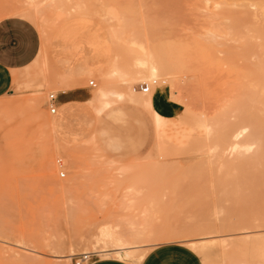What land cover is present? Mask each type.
<instances>
[{
    "label": "rangeland",
    "instance_id": "obj_1",
    "mask_svg": "<svg viewBox=\"0 0 264 264\" xmlns=\"http://www.w3.org/2000/svg\"><path fill=\"white\" fill-rule=\"evenodd\" d=\"M37 1L40 12L26 19L42 38V60L15 72L16 83L0 95V264H74L81 253H92L91 260L113 258L97 252L113 248L111 241L92 242L104 229L120 236L137 256L162 243L190 248L189 243L204 242L195 251L203 264H264L258 256L264 254V139L259 148H240L236 155L224 148L229 139L250 142L255 124L264 127V0H232V36L214 43L203 36L199 16L190 9L195 0ZM25 7V0H0V19ZM109 7L116 17L105 15ZM84 19L109 39L111 54L98 74L82 81L87 90L82 105L93 116L90 101L99 88L121 90L123 97L114 105L120 116L94 114L81 138L63 135L69 118L51 114L47 99L86 72L79 71L81 66L53 69L44 53L55 29ZM141 38L167 55L174 50L170 76L157 78L156 92L159 105L163 95L175 106L178 114L172 115L194 128L181 143L159 135L149 111L124 92L127 79L150 66L136 62L132 42ZM91 43L108 51L103 39L94 37ZM112 63L122 73L112 71ZM142 82L131 87L143 93L137 88ZM182 87L191 88L188 95ZM150 92L151 87L144 94ZM205 120L207 135L195 130ZM231 130L239 133L229 136ZM224 134L228 142L222 145ZM173 231L171 238L161 237ZM13 251L25 261H16Z\"/></svg>",
    "mask_w": 264,
    "mask_h": 264
},
{
    "label": "bare ground",
    "instance_id": "obj_2",
    "mask_svg": "<svg viewBox=\"0 0 264 264\" xmlns=\"http://www.w3.org/2000/svg\"><path fill=\"white\" fill-rule=\"evenodd\" d=\"M194 1V0H193ZM238 1V0H237ZM236 1V2H237ZM24 2V0H23ZM239 2V1H238ZM26 3V7L16 10L13 12V14L11 16H18V17H22V18H33L36 14H38L40 12V8H41V2L37 1V0H25ZM181 3V1H180ZM179 4V3H177ZM192 7L190 9L193 8V11L195 10L197 15L199 16L200 19V25L202 27H204V37H206L207 41H212L213 43L222 39H229L232 36V30H233V13H232V9H231V4L232 0H195L192 3ZM239 4H241L239 2ZM263 4V3H262ZM259 5V4H258ZM181 6V5H179ZM189 6V5H188ZM234 6V5H233ZM248 6V5H247ZM182 7V6H181ZM180 7V8H181ZM236 7V6H235ZM178 8V7H177ZM113 8H108L106 9L105 15L108 18H114V16L116 17L114 11H112ZM189 9V8H188ZM184 10V9H183ZM187 10V8H186ZM199 11V12H198ZM263 11V10H262ZM261 12V11H260ZM6 14H8L6 12ZM11 14V13H10ZM195 14V13H193ZM258 15V14H256ZM185 16V15H184ZM187 16V15H186ZM260 17V16H259ZM29 19V18H28ZM37 19V18H36ZM248 19V18H247ZM261 20V18H260ZM263 20V19H262ZM197 21V20H196ZM264 21V20H263ZM258 22V21H257ZM261 22V21H260ZM199 24V22H198ZM261 24V23H260ZM119 25V24H118ZM264 26V24H263ZM245 28V27H244ZM259 28V27H258ZM261 28V27H260ZM253 32V30H252ZM147 33V32H146ZM199 33V32H198ZM258 34V32H255ZM260 33V32H259ZM144 37V35L142 36ZM146 38V36H145ZM145 38H141L142 41L140 42H132V44H134L135 47V51L137 52L138 58H137V63L139 64H145L149 63L150 66H148L146 71H140L135 73V75L130 76L127 80H129V89L128 91H124L126 92V94H128V98H132L134 100H138L140 102V104L144 107V109L146 108L152 118V121L154 123V129L159 133V135H163L166 138L170 139L171 141L175 142V143H181L182 141L185 140V138H187L190 134L191 131H193L194 128L190 127L189 125L181 122H179V119H177L175 116L176 114H178L176 112L175 116L172 114H168L167 111L165 109H163L160 105H158V101H157V97H158V93L156 92L157 90V78L161 75H168L169 72L172 69V66L174 64H172V60L173 57L175 58L174 55V50L170 51V54L167 55V53L165 54L164 51H162L164 54H161V50L163 49L161 47H159V49H157L154 46H146L143 44V40H145ZM164 39V37H162ZM248 38V37H247ZM155 39V38H154ZM147 40V38H146ZM156 40V39H155ZM135 41V40H134ZM146 43V42H145ZM192 43V42H191ZM197 43V42H196ZM205 44V43H204ZM211 44V43H210ZM150 45V44H148ZM190 45V44H189ZM193 46V45H192ZM197 46V45H196ZM218 46V45H217ZM190 47V46H189ZM200 48V47H199ZM206 48V47H204ZM168 48H165V50ZM203 49V48H202ZM164 50V49H163ZM171 50V49H170ZM208 50V49H207ZM206 50V51H207ZM185 51V50H184ZM41 52V50H40ZM161 52V53H160ZM166 52V51H165ZM169 52V50H168ZM178 52V50H177ZM210 52V51H209ZM172 54V55H171ZM181 55V53H179ZM179 56V55H178ZM199 57V56H198ZM181 59V58H180ZM184 60V58H183ZM183 62V61H182ZM116 63V62H115ZM115 63H112L110 68L112 71L116 72V73H122L121 68H119ZM178 63V62H177ZM118 64V63H117ZM187 64V63H186ZM144 65V66H145ZM182 66V65H180ZM121 67V66H120ZM146 68V67H145ZM175 69V67H173ZM194 69V66L193 68ZM191 69V70H192ZM196 69V68H195ZM187 70V68H186ZM189 70V69H188ZM67 71V70H66ZM79 71H85V72H89L88 68L85 67H80ZM193 71V70H192ZM65 72V71H64ZM181 72V71H180ZM191 72V71H189ZM197 72V71H196ZM195 72V73H196ZM100 73L102 75L105 76L106 71H104L102 68H100ZM182 73V72H181ZM188 73V72H187ZM194 74V72H191ZM15 74V73H14ZM186 74V73H185ZM66 75V74H65ZM172 75V74H171ZM191 75V74H190ZM197 77V74H195ZM62 76V75H61ZM170 76V74H169ZM183 76V75H182ZM181 76V77H182ZM186 76V75H185ZM184 76V77H185ZM21 77V76H19ZM18 77V78H19ZM65 77V76H64ZM192 77H195L194 75ZM62 78V77H61ZM169 79V77H167ZM191 78V77H190ZM195 79V78H194ZM198 79V78H196ZM203 79V78H202ZM175 80V79H174ZM172 80V81H174ZM145 81L148 84L151 85V92L148 94H144V93H140V92H136L135 89H133L131 87V84L136 83V82H142ZM166 80H164L165 82ZM194 81V80H193ZM154 82V83H153ZM162 82V80L160 81ZM167 82V81H166ZM199 82V80L197 81ZM159 83V81H158ZM173 84V83H172ZM159 85V84H158ZM204 86V84H202ZM184 86V85H183ZM190 87H192L190 85ZM174 88V87H173ZM183 88V93H187L191 90L190 89H185V87ZM184 89L187 90L186 92H184ZM193 89V88H192ZM226 89V88H225ZM227 91L229 89H226ZM172 91V90H171ZM225 91V90H224ZM195 92V91H194ZM180 93V92H179ZM206 93V92H205ZM182 94V93H180ZM190 94V93H189ZM229 94V93H228ZM173 95V94H171ZM188 95V93H187ZM182 96V95H181ZM197 96V95H196ZM123 97V92L121 90H117V89H110V88H99L97 93L94 95V98L92 99V101H90L93 105L94 111L96 113V115H100L104 112H107V115L110 117H115V116H120L121 115V111L118 109L114 108V105L116 104V101L120 100ZM178 97V96H177ZM186 97V96H185ZM191 97V96H190ZM230 95H226L225 98V102L222 104L225 106L229 104L230 102ZM176 98V96L174 97ZM197 98V97H196ZM195 98V99H196ZM212 98V96H211ZM232 98V97H231ZM185 99V98H184ZM183 99V100H184ZM187 99V98H186ZM222 99V98H221ZM220 99V100H221ZM174 100V99H173ZM194 100V99H193ZM214 100V99H213ZM187 102V101H186ZM189 102V101H188ZM181 103V102H180ZM203 103V102H202ZM207 104V103H206ZM205 104V105H206ZM183 105V104H182ZM219 105V103H218ZM190 107V106H189ZM188 108V107H186ZM192 108V107H191ZM198 108V107H197ZM185 109V108H184ZM218 109V108H217ZM181 112H183L181 110ZM185 112V111H184ZM194 112V111H193ZM188 113V112H187ZM186 114V113H185ZM197 115V113H195ZM200 114V113H198ZM182 115V114H181ZM180 115V117H181ZM193 115V114H192ZM179 116V115H178ZM200 116V115H199ZM184 117V116H183ZM185 117H187L185 115ZM198 117V116H196ZM202 117H204L202 115ZM206 119V118H203ZM184 120V119H183ZM182 120V121H183ZM191 120V119H190ZM224 120V119H223ZM181 121V119H180ZM188 121V120H187ZM207 120H205V122H201L200 124H198L197 128L195 129L197 132L207 135L209 132V128L208 126L205 124ZM234 121V120H233ZM190 122V121H189ZM209 122V121H207ZM188 123V122H187ZM194 122H192L193 124ZM231 123V122H230ZM261 123V122H260ZM214 124V123H213ZM216 124V123H215ZM219 124V123H218ZM234 124V123H233ZM212 125V124H211ZM231 125V124H229ZM235 125V124H234ZM261 125V124H260ZM228 126V125H227ZM210 127V126H209ZM224 128V127H222ZM246 129V128H245ZM194 130V131H195ZM217 130V128H216ZM239 130V128H238ZM242 130V129H241ZM50 131V130H49ZM213 131V129H212ZM234 130H231V132ZM240 131V130H239ZM239 131H234L233 133H229L233 136H235L236 134L239 133ZM157 133V134H158ZM217 135V132H215ZM220 133V132H219ZM225 133V131H224ZM227 133V132H226ZM53 135V133H52ZM55 136V135H54ZM158 136V135H157ZM212 136V135H211ZM238 136V135H237ZM246 136V135H245ZM193 137V136H191ZM189 137V138H191ZM199 137V136H198ZM201 137V136H200ZM218 137V136H217ZM228 137V135H227ZM227 137H225L222 135L220 141L223 142H216L217 144L221 143L222 145H224V142L226 143ZM56 138V137H55ZM54 138V139H55ZM160 138V137H159ZM210 138V137H209ZM215 137H213L212 139H214ZM246 138V137H245ZM162 139V138H161ZM188 139V138H187ZM202 139V138H201ZM216 139V138H215ZM219 139V137H218ZM226 139V140H225ZM229 139V138H228ZM240 139V138H238ZM264 139V127L261 129V126L255 124V126L253 127V130L250 134V142L244 143L240 145L241 143H236L235 141H231V139H229L228 145H225L224 148H226V150H229L231 153H233L234 155H236L237 151L242 148V150L248 151V150H252V146H256L260 144V141ZM193 140V138H192ZM191 140V141H192ZM245 140V139H244ZM58 141V139L56 140ZM170 141V142H171ZM189 143L191 142L190 140ZM186 141V142H187ZM203 141V140H202ZM217 141V140H215ZM242 141V140H241ZM159 142V141H158ZM163 142V140H162ZM166 142V141H165ZM208 142V141H207ZM174 143V144H175ZM169 144V142H168ZM188 144V143H187ZM205 144V143H204ZM209 144V143H208ZM211 144V143H210ZM220 144V146L222 147V145ZM227 144V143H226ZM171 145V144H170ZM173 145V144H172ZM178 146V145H176ZM181 146V145H179ZM178 146V147H179ZM185 146V144H184ZM216 146V145H215ZM228 146V147H227ZM202 148V146H201ZM211 148V147H210ZM223 148V149H224ZM259 148V147H257ZM209 149V148H208ZM202 150V149H201ZM205 150V149H204ZM256 150V149H255ZM258 150V149H257ZM244 151V152H245ZM221 153V152H220ZM224 153V152H223ZM236 153V154H235ZM256 153V152H255ZM230 154V153H229ZM241 154V153H239ZM246 154V152H245ZM251 155V154H250ZM223 156V155H222ZM242 156V154L240 155ZM248 156V155H247ZM246 157V155H245ZM234 158V157H233ZM237 159V158H236ZM244 160V159H243ZM258 160V159H257ZM239 161V160H238ZM259 161V160H258ZM73 167V166H72ZM66 185V184H65ZM129 225V224H128ZM177 231V230H176ZM141 232V230H137L136 233ZM181 232V230H180ZM134 233V232H133ZM175 231L173 232H165L162 234L161 237L163 238H171L172 236H174ZM185 235V234H184ZM183 233H180V236H184ZM133 236V235H132ZM141 236V235H140ZM147 236V235H146ZM151 234L149 233L147 237L150 238ZM106 237L108 239H106ZM106 241H111V243H113V248H101L98 249L97 252H99L101 255H113V257L115 256L116 258L122 259V260H127L129 261L131 264H139V262L141 261L143 255H139L137 256L135 254V252L131 249L130 246H128V243H126L125 241H123L120 236H117L115 232L113 231H109L104 229V231H101V234H99L98 236H96L94 238V240L92 241L93 244L96 245H101L104 244V242ZM204 243V242H203ZM202 242H200L199 244H194L193 243H189L190 247H192L195 250H200L202 249L205 244H203ZM71 245V244H70ZM66 246V245H65ZM28 249V248H27ZM261 250V249H260ZM74 248L71 247L69 248V253L67 254V256H71L73 254ZM262 253V251H261ZM259 254L258 252V256H261L264 258V254ZM12 256H14V258L18 260H20L21 262H24L25 260L23 259V257L21 255H18L15 253V251L12 252L11 254Z\"/></svg>",
    "mask_w": 264,
    "mask_h": 264
},
{
    "label": "crops",
    "instance_id": "obj_3",
    "mask_svg": "<svg viewBox=\"0 0 264 264\" xmlns=\"http://www.w3.org/2000/svg\"><path fill=\"white\" fill-rule=\"evenodd\" d=\"M96 37L103 39L108 51L103 53L98 47L93 48L91 41ZM42 38L36 26L28 19L9 16L0 19V95L9 91L16 83L14 73H19L26 66L35 67L34 61L40 62ZM47 51V52H46ZM49 65L54 69L65 70L68 67L82 66L89 72L82 73L77 83L56 93V108L53 115H64L69 118L63 135L77 134L82 138L85 127L93 124V116L82 103L86 102L87 90L82 81L91 75L98 74L99 66H103L110 56L109 39L91 27L87 20L66 30L55 29L45 46ZM45 58V57H44ZM32 68V69H33ZM15 73V74H16ZM163 95L160 96V106L168 114L176 113L174 105H170ZM159 105V104H158ZM91 109V108H90ZM95 117V116H94ZM77 122L78 127L72 123ZM90 122V124H88ZM84 128H80V127ZM189 246V245H188ZM182 243L170 242L154 246L146 251L139 264H203L197 250ZM196 251V252H195ZM90 264H129L122 259L97 258Z\"/></svg>",
    "mask_w": 264,
    "mask_h": 264
},
{
    "label": "built area",
    "instance_id": "obj_4",
    "mask_svg": "<svg viewBox=\"0 0 264 264\" xmlns=\"http://www.w3.org/2000/svg\"><path fill=\"white\" fill-rule=\"evenodd\" d=\"M89 85L94 86L95 84L92 80H90ZM150 87H151V85L148 84L147 82H142V83L137 85L138 90L143 92V93L149 92ZM55 100H56V94L50 93L48 95V99H47V107H48V110L51 114H54L56 111ZM58 163H59V166L61 167L62 164H61L60 160H58ZM59 174H60V176H64L63 171H60ZM91 256H92V253L78 254L74 257V264H90L92 261Z\"/></svg>",
    "mask_w": 264,
    "mask_h": 264
}]
</instances>
